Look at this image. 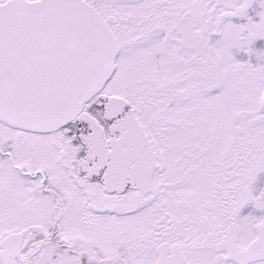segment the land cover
<instances>
[{"label":"snow or ice","instance_id":"obj_1","mask_svg":"<svg viewBox=\"0 0 264 264\" xmlns=\"http://www.w3.org/2000/svg\"><path fill=\"white\" fill-rule=\"evenodd\" d=\"M0 264H264V0H0Z\"/></svg>","mask_w":264,"mask_h":264}]
</instances>
